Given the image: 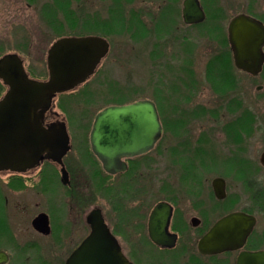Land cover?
Here are the masks:
<instances>
[{"label": "flooded vegetation", "instance_id": "flooded-vegetation-1", "mask_svg": "<svg viewBox=\"0 0 264 264\" xmlns=\"http://www.w3.org/2000/svg\"><path fill=\"white\" fill-rule=\"evenodd\" d=\"M24 1L30 6L37 0ZM103 1L106 16L97 14L94 27L101 32L108 22L109 28L126 31L135 42L143 40L150 49L149 60H160L168 44L175 45L173 48L183 55L182 60H188L193 32L207 23L216 46L210 49L207 60L216 61L205 76L216 95L217 106L191 104L193 97L185 99L192 90L188 84L194 79L192 71L181 67L168 80L171 86L159 91L162 105L141 98L104 106L94 114L91 123L88 121L87 128L91 125L87 136L72 137L62 116L64 98L73 95L94 76L112 48L101 33L89 34L105 39L108 51L86 82L71 91L56 93L41 117L45 129L54 123L65 125L69 149L61 162L43 154L25 171L0 169V264H65L90 234L88 219L96 211L133 264H136L135 249L136 255L140 253L139 257H143V264H239L240 257L264 252V162L261 160L264 112L257 119L264 104V0H225L226 10L216 8L213 0H190L201 9L199 21L186 20L184 12L191 20L198 16L192 4L185 9L188 0ZM139 1L142 6L138 5L137 13L123 10ZM41 14L49 13L42 9ZM225 16L228 20L223 23ZM238 17L246 21L242 22L244 29L247 22L253 24L250 25L254 29V43L246 48L241 45L239 58L261 60L255 73L238 68L234 62L230 25ZM59 26L48 27L56 31ZM65 37L69 36L57 35L49 42L45 62L53 43ZM241 39L242 44L246 43L244 36ZM46 70V77L41 78L25 69L29 78L39 81L49 78L47 63ZM245 76L256 83L253 109L245 103ZM8 90L9 86L0 78V100ZM140 101L154 104L158 136L150 148L120 156L109 172L91 146L94 118L106 107ZM169 109L172 111L168 112ZM190 128L195 130L193 139L186 138ZM169 133L174 138L167 137ZM158 147L161 152L154 154ZM167 168L173 170V185L164 177ZM63 169L66 177L62 182ZM35 177L39 179L32 183ZM58 191L63 193L59 199ZM159 204L163 206L156 210ZM154 211L160 216L151 218ZM233 214L242 217L240 223L244 228L250 224L244 238L220 251L201 252L199 241L217 222ZM151 230L160 231V244L153 242ZM134 238L143 244L128 247L127 242ZM251 264L261 261L254 260Z\"/></svg>", "mask_w": 264, "mask_h": 264}, {"label": "water", "instance_id": "water-1", "mask_svg": "<svg viewBox=\"0 0 264 264\" xmlns=\"http://www.w3.org/2000/svg\"><path fill=\"white\" fill-rule=\"evenodd\" d=\"M195 9L198 16L184 12L187 21H199L202 12L197 3L185 2V9ZM244 19L235 18L230 25L231 43L238 68L255 73L261 60H240L241 45L252 46V23L241 26ZM252 24V25H250ZM241 36H244L242 44ZM108 51V43L98 36L65 37L57 40L48 50L49 78L38 81L27 76L22 60L17 54H5L0 58V78L9 86L6 97L0 100V169L25 171L45 156L60 163L69 149V137L64 123H54L48 128L41 125L43 112L49 107L56 93L66 92L84 82L93 74L96 66ZM159 124L154 104L140 101L131 105L109 106L99 112L90 132L93 152L111 171L120 156L139 153L150 148L158 136ZM142 141V142H141ZM264 162V153L261 158ZM61 181L66 173L61 171ZM162 204L155 208L161 209ZM154 211L151 218L159 217ZM242 217L230 215L219 222L199 241V250L213 253L229 245L239 243L247 233ZM88 222L90 234L67 258L65 264H133L121 251L117 240L110 234L102 217L96 211ZM160 231L150 232L153 242L161 243ZM254 260L264 264V252L240 257L239 264H251Z\"/></svg>", "mask_w": 264, "mask_h": 264}, {"label": "rangeland", "instance_id": "rangeland-1", "mask_svg": "<svg viewBox=\"0 0 264 264\" xmlns=\"http://www.w3.org/2000/svg\"><path fill=\"white\" fill-rule=\"evenodd\" d=\"M213 3L216 8L227 9L225 0H213ZM105 4L103 0H37L29 6L24 0H0V55L17 53L23 59L25 69L32 76L46 77V51L49 42L57 35L81 36L101 33L110 41L112 45L110 54L99 70L73 95L64 98L62 116L70 127L72 137L87 136L91 125L89 124L87 128L88 121L91 123L94 114L104 106L128 103L141 98H149L156 104L162 105L159 91L166 85L171 86L168 80H172V74L181 67L192 71L194 79V82L188 84V89L192 88V90L185 99L190 100L193 97L191 104L217 106L215 105L216 95L212 92L205 76L210 71L211 63L216 61L207 60L210 49L215 46L207 23L193 32L194 39L187 52L188 60H182L183 55L173 48L175 45L169 44L166 48L164 47L160 60H149L147 56L150 49L143 40L135 42L126 31L116 32L109 28L108 22H105L101 32L94 27L97 14L100 17L106 16ZM138 5L142 6L140 1L127 8L124 7L123 10L126 13H137ZM42 9H47L49 14L43 16ZM224 18L223 23H226L228 19L226 20V16ZM50 24H60L59 29L51 30L48 27ZM166 45L165 43L164 46ZM245 77V103L246 107L253 109L256 83L248 76ZM168 98L172 103L171 97ZM262 108L263 111L257 114L258 120L264 112V104ZM170 111L172 110L169 109L168 112ZM168 112H166V122L170 119ZM194 131L190 128L186 138L193 139ZM167 137L174 138V135L169 133ZM72 152L74 153V148ZM158 152H161L160 147L153 153ZM167 166H169L168 161ZM54 173L56 178L57 174ZM171 173L173 170L167 168L164 177L169 184L173 185ZM4 178L6 181L9 180L8 176ZM38 179L39 177H35L31 182L37 183ZM62 195V191H58V199ZM37 199L41 200L39 197ZM142 244L143 241L135 238L127 242L128 247ZM136 253L135 249V263L143 264V257H139L140 253L137 255Z\"/></svg>", "mask_w": 264, "mask_h": 264}]
</instances>
